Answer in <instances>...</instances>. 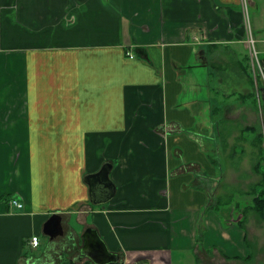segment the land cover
I'll use <instances>...</instances> for the list:
<instances>
[{
  "label": "crops",
  "instance_id": "0c3cea01",
  "mask_svg": "<svg viewBox=\"0 0 264 264\" xmlns=\"http://www.w3.org/2000/svg\"><path fill=\"white\" fill-rule=\"evenodd\" d=\"M242 2L0 0V264H85L88 227L127 264L256 260L241 215L223 228L213 211L224 174L211 161L215 110L228 121L226 106L247 99L230 95L253 91ZM197 68L251 86L231 87L221 108L192 94ZM107 162L117 193L95 206L84 178ZM60 214L67 234L42 247Z\"/></svg>",
  "mask_w": 264,
  "mask_h": 264
},
{
  "label": "rangeland",
  "instance_id": "374dc122",
  "mask_svg": "<svg viewBox=\"0 0 264 264\" xmlns=\"http://www.w3.org/2000/svg\"><path fill=\"white\" fill-rule=\"evenodd\" d=\"M250 1V7L249 13H250V21L252 25V30L255 34V37L257 38V32L256 30L259 29L261 32L260 35L264 37V0H249ZM242 18L244 19L242 22H244L246 32L248 29V22L246 13H242ZM259 41V40H258ZM264 46V45H263ZM259 43L258 47L259 48ZM263 49V48H262ZM220 50H224V48H220ZM261 51V49L259 48ZM262 55V52H261ZM227 58V56H225ZM264 59V58H263ZM264 61V60H263ZM231 65H228V71L231 75L232 71L230 72ZM197 71L201 74L200 78L197 80L194 79V82L199 84L200 88H195V91L192 92V94H195L198 98H204L206 100H212L213 103H215V98L217 99V104L219 107H224L225 102H222L224 100V93H228L229 91L232 92V88L234 86L244 87L245 84H247V87H250V82L246 78L240 79L239 76L232 77H226L222 78L223 72L219 74L218 72H215V69H206V68H197ZM253 71V70H252ZM254 74V72H253ZM235 75V74H234ZM242 75V74H241ZM218 76H221L219 78ZM228 76V74H227ZM244 76V75H242ZM255 76V75H254ZM217 84L220 89V94L215 95V81H218ZM258 79L263 84V80L258 77L256 80V83H258ZM232 81H236L237 85L232 84ZM190 81V87H191ZM246 82V83H245ZM210 86V87H208ZM192 88V87H191ZM213 88L214 91H210L209 89ZM264 88V87H263ZM193 91V90H192ZM225 93V94H226ZM211 96V97H209ZM231 96V95H230ZM237 96H239L237 94ZM237 96H231V102L233 100L239 101ZM208 97V98H206ZM2 101V99H0ZM246 106L243 104H240L241 102H238L237 106H226L225 111V117L227 118V124L231 127V135L228 138V144L229 146L225 151L219 150V152H216L215 148L217 146L216 141L212 140V145L214 146V153L212 154V157L219 160V164L222 168H224V174L222 181L219 185H217V191L219 192L220 197H218L215 200V204L219 205L218 207H214L213 211L215 213H219L220 217L219 223L222 225L223 228H227V225L224 221V217H238V215H241L242 211L240 212V209L236 206L237 204H241V210H244L246 207H249V204H252V199L254 197L252 191L254 189V186H256L259 183H262L263 181V173H264V163H262V167H260V173L255 168V165L258 163L259 157H262V154L258 156V149L252 144V139H254L256 134L249 133L248 138L244 139V141H239V137L241 136V131L244 128V126H252L257 128L258 133H264V89L261 91V96L258 97V99L255 101L252 100V98H247L245 100ZM219 116H215V140H218L217 136V120ZM216 144V145H215ZM7 145V144H6ZM234 146H237L236 153L239 155H234L232 157V148ZM225 152V153H224ZM8 159V154L5 151V160ZM219 172V171H218ZM264 186H261L263 188ZM222 200V201H221ZM230 200V201H226ZM221 203V204H220ZM217 213V214H218ZM235 213V214H234ZM255 213H251L248 217V222L246 224V229L248 228V232L250 235V239L255 245L256 249V260L254 262H250L249 264H264V222L263 220H259L256 218ZM70 225L76 226L75 222H71ZM239 228L237 227L235 233H238L237 231ZM216 232L213 234V238L215 240ZM46 235L42 232L41 234V240H42V247L47 242ZM41 247V248H42ZM79 249V248H78ZM76 256L78 254H75ZM187 261H185V264H191L192 260L191 257H187ZM178 257H175V263L174 264H180V262L177 260ZM85 264H95L92 261H86ZM61 264V262H59ZM55 264V263H54ZM127 264V263H123Z\"/></svg>",
  "mask_w": 264,
  "mask_h": 264
},
{
  "label": "water",
  "instance_id": "95a60500",
  "mask_svg": "<svg viewBox=\"0 0 264 264\" xmlns=\"http://www.w3.org/2000/svg\"><path fill=\"white\" fill-rule=\"evenodd\" d=\"M113 165L105 163L96 173L85 176L84 181L89 186L90 201L95 206L106 205L116 196L117 188L111 180L110 174ZM63 215H53L44 225V234L50 240L67 234V225H65ZM83 244L80 249L78 260L88 258L95 264H118L123 260V256L109 250L106 241L101 237L98 229L88 227L80 237Z\"/></svg>",
  "mask_w": 264,
  "mask_h": 264
},
{
  "label": "trees",
  "instance_id": "16d2710c",
  "mask_svg": "<svg viewBox=\"0 0 264 264\" xmlns=\"http://www.w3.org/2000/svg\"><path fill=\"white\" fill-rule=\"evenodd\" d=\"M245 64L243 65V71H244V75L248 76V78L251 80V84L253 87V91L251 92V94L249 95H239L237 96L238 99H241V101L245 100L246 98H252L253 101L256 102V100L258 99V97L261 96V91L263 90L262 83L260 82V80L258 79V83H256L255 80V76L253 75L252 71H251V65H250V60L249 57L246 58L245 60ZM258 91V92H257ZM231 98V96H230ZM218 114V110H215V116ZM228 122L226 121V119L224 118V116H221L218 118L217 120V136L219 137L218 140L216 141V152H219V150L221 151H225L227 149V147L229 146L228 144V138L231 135V127L228 126L227 124ZM252 133V134H256V136H254L255 138L252 139V144L258 149V156H260L262 154V157H259L258 159V163L255 165V168L257 169V171L260 173V167H262V163H264V133H258L257 132V128L256 127H252V126H244V128L241 131V136L239 137V141H244V139L248 138V134ZM215 144V145H216ZM233 152H232V157L234 155H239L238 153H236V149L237 146H234L232 148ZM225 153V152H224ZM212 162H215V166L216 168L222 169V167L219 164V160L216 158H211ZM264 176V173H263ZM262 183L257 184L256 186H254V189L252 191L254 197L252 199V204H249V207H246L244 210H241V204H239V209L241 213V217L239 220V227L243 230L246 231V224L248 222V217L249 215H251V213H255L256 214V218H258L259 220H263L264 222V187L261 188V186H264V177ZM222 201V200H221ZM226 201H230V200H226ZM221 204V203H220ZM118 264H123V262H120Z\"/></svg>",
  "mask_w": 264,
  "mask_h": 264
},
{
  "label": "built area",
  "instance_id": "2783aa9c",
  "mask_svg": "<svg viewBox=\"0 0 264 264\" xmlns=\"http://www.w3.org/2000/svg\"><path fill=\"white\" fill-rule=\"evenodd\" d=\"M242 7L241 9H243V13H246V17H247V21L248 22V29L246 32V43H247V48H249V55H250V59H251V66H252V70L254 72V75L256 77V80L258 77H260L263 80V84H264V61H263V57L261 55V51L259 50L258 47V39L255 37V34L252 30V25H251V21H250V13H249V0H243L242 2ZM246 29V28H245ZM133 57V56H131ZM264 87V86H263ZM10 206L14 207V208H18V209H23L24 205L23 203L17 201V200H13L11 199L9 201ZM31 244L34 247H38L40 244V240L39 237H33L31 239Z\"/></svg>",
  "mask_w": 264,
  "mask_h": 264
},
{
  "label": "flooded vegetation",
  "instance_id": "af4514ba",
  "mask_svg": "<svg viewBox=\"0 0 264 264\" xmlns=\"http://www.w3.org/2000/svg\"><path fill=\"white\" fill-rule=\"evenodd\" d=\"M80 253V252H79Z\"/></svg>",
  "mask_w": 264,
  "mask_h": 264
}]
</instances>
